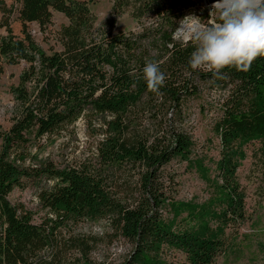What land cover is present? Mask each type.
Here are the masks:
<instances>
[{"label":"trees","instance_id":"16d2710c","mask_svg":"<svg viewBox=\"0 0 264 264\" xmlns=\"http://www.w3.org/2000/svg\"><path fill=\"white\" fill-rule=\"evenodd\" d=\"M110 1L112 16L129 11L148 26L138 34L98 28L82 0H0V75L6 66L27 64L14 89L20 112L0 131V264H78L74 254L86 256L90 246L73 228L99 219L108 221L113 239L131 244L125 264H161L165 249L187 264H215L247 220L237 169L253 143L264 182V1L245 12L213 10L219 28L207 24L202 0ZM198 12L214 34L249 14L253 37L237 46L229 37L218 48L196 35L175 40L182 20ZM54 13L68 24L57 33L61 50L48 54L28 26L43 32ZM14 16L19 35L10 25ZM204 48L208 69L199 68ZM195 78L228 87L214 124L220 140L214 208L174 202V177L164 167L189 157L190 138L170 119L155 134L144 132L151 103L179 110L195 96ZM78 121L100 136L93 152L62 167L37 158L44 140ZM28 186L39 187L38 220L9 199Z\"/></svg>","mask_w":264,"mask_h":264},{"label":"rangeland","instance_id":"374dc122","mask_svg":"<svg viewBox=\"0 0 264 264\" xmlns=\"http://www.w3.org/2000/svg\"><path fill=\"white\" fill-rule=\"evenodd\" d=\"M82 1L87 3L89 10L96 17L98 28L107 29L113 25V33L138 34L143 27L148 26L149 22L146 20L139 22L133 20L129 11L118 17L112 16L110 0ZM202 2L203 6L209 9L207 24H212L213 28H219L215 23L218 14L213 10L228 9L245 12L260 6L232 9L210 4L207 0ZM67 24L68 21L63 15L54 13L52 24L43 32L36 24H30L28 32L39 48L49 54L50 50H61L57 42V33L61 26ZM251 24L249 14H242V18L234 21L232 28L223 25L214 34L205 25L204 15L198 12L186 16L173 37L179 42H184L186 37L196 35L205 39V43L213 39L216 47L218 43L225 42L231 37L234 46H237L243 41H248L252 32ZM10 25L13 32L19 35L20 24L16 21V16L11 19ZM0 34H4L3 29H0ZM206 49L204 48L200 53L202 58L199 68L201 69L211 67L205 63ZM150 55L154 60H160L162 56L153 50L150 51ZM26 68L27 64L24 62L16 66H6L0 75V131L8 130L20 112L21 106L15 98L14 89ZM192 85L196 87L195 96L186 99L181 108L175 112L170 110L167 104L162 107L159 101L152 102L147 112L150 117L145 123L144 132L153 135L161 126L163 128L166 125L165 120L170 119L173 127L190 138L189 157L172 160L164 167V172L174 177L175 203L196 208L213 207L214 202L220 197L219 182L214 169V164L219 159L220 140L214 131V124L221 115V105L227 97L228 87L203 82L197 78L192 80ZM98 138L100 136L92 129H88L83 121H78L59 135L44 140L41 149L35 152L37 158L52 161L62 167L82 160L93 152ZM257 147L258 144L253 143L245 148L246 157L239 163L237 169V177L245 194L247 220L239 229L238 235L229 241L225 253L216 258L215 264H264V182L260 175L262 169L252 156ZM38 191L39 187L28 186L23 190L13 191L9 199L12 203L24 205L26 209L35 213V219L38 220L42 215L37 200ZM161 215L167 217L166 212H162ZM73 234L79 238H88L87 242L90 246V252L86 256L74 254L73 260L78 264H125L132 253L131 244L121 238L113 239L109 223L105 219L83 221L73 228ZM158 258L161 264H187L184 256L174 250L165 249Z\"/></svg>","mask_w":264,"mask_h":264},{"label":"bare ground","instance_id":"6f19581e","mask_svg":"<svg viewBox=\"0 0 264 264\" xmlns=\"http://www.w3.org/2000/svg\"><path fill=\"white\" fill-rule=\"evenodd\" d=\"M264 0H223L217 5L232 9L256 8L262 4Z\"/></svg>","mask_w":264,"mask_h":264},{"label":"built area","instance_id":"2783aa9c","mask_svg":"<svg viewBox=\"0 0 264 264\" xmlns=\"http://www.w3.org/2000/svg\"><path fill=\"white\" fill-rule=\"evenodd\" d=\"M206 1V0H204ZM253 37V32H250V35L248 37V41ZM190 38L186 37L183 43H186Z\"/></svg>","mask_w":264,"mask_h":264},{"label":"water","instance_id":"95a60500","mask_svg":"<svg viewBox=\"0 0 264 264\" xmlns=\"http://www.w3.org/2000/svg\"><path fill=\"white\" fill-rule=\"evenodd\" d=\"M221 1H223V0H207V2L210 3V4H218Z\"/></svg>","mask_w":264,"mask_h":264}]
</instances>
